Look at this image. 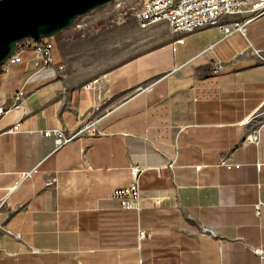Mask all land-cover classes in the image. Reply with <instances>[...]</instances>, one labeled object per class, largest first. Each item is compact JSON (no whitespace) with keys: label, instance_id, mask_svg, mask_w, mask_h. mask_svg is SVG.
<instances>
[{"label":"crops","instance_id":"obj_1","mask_svg":"<svg viewBox=\"0 0 264 264\" xmlns=\"http://www.w3.org/2000/svg\"><path fill=\"white\" fill-rule=\"evenodd\" d=\"M153 30L151 47L98 73L70 69L73 27L52 42L54 66L25 49L0 70V106L25 92L0 114V264H264V63L239 55L264 49V14L228 37ZM99 104L98 136L58 150L44 136ZM254 127L259 145L245 141ZM132 165L145 169L139 213L112 197Z\"/></svg>","mask_w":264,"mask_h":264},{"label":"built area","instance_id":"obj_2","mask_svg":"<svg viewBox=\"0 0 264 264\" xmlns=\"http://www.w3.org/2000/svg\"><path fill=\"white\" fill-rule=\"evenodd\" d=\"M264 14V0H148L141 2L139 8L134 10V17L141 28L169 23L173 34L178 35L177 43H183V35L192 33L207 27H217L224 37L241 32L246 34L248 26L256 18ZM25 49H33L36 52L35 67L41 68L48 65L54 66L52 56L53 43L50 38L35 42L32 39H26L18 43L15 55L10 57L2 67H8L11 64L21 60ZM250 54L257 62L264 63V49H258L251 46V49H244L239 55ZM226 68V63L220 60L212 62V72L221 73ZM62 70L63 67H60ZM25 92L20 91L13 95V102L8 108L0 106V114H5L21 106V99ZM102 104L95 106L89 118L75 129H48L44 131V136L52 138L55 143V149H60L66 144L73 142L84 136H98L99 121L109 111L100 115ZM19 128V123L14 125L9 131H15ZM247 143L260 144L259 128L254 127L245 136ZM227 167H232L226 160L221 162ZM172 167V165H170ZM238 166V165H236ZM144 168L139 165L130 167L131 182L126 187L116 189L112 197L119 201L123 209H133L138 213L141 211L142 193L139 187L140 176ZM259 212V208H258ZM151 231L139 228L138 239L150 238ZM257 254L264 256L262 249H256Z\"/></svg>","mask_w":264,"mask_h":264},{"label":"rangeland","instance_id":"obj_3","mask_svg":"<svg viewBox=\"0 0 264 264\" xmlns=\"http://www.w3.org/2000/svg\"><path fill=\"white\" fill-rule=\"evenodd\" d=\"M141 2L108 3L81 16L72 26L73 34L62 36L63 51L76 52L75 58H69V67L76 75L98 73L103 65L116 58L125 61L151 47L155 36L153 26L141 28L134 17V10ZM50 40L55 43V36Z\"/></svg>","mask_w":264,"mask_h":264},{"label":"water","instance_id":"obj_4","mask_svg":"<svg viewBox=\"0 0 264 264\" xmlns=\"http://www.w3.org/2000/svg\"><path fill=\"white\" fill-rule=\"evenodd\" d=\"M117 0H0V67L18 43L40 42L71 28L83 15Z\"/></svg>","mask_w":264,"mask_h":264},{"label":"trees","instance_id":"obj_5","mask_svg":"<svg viewBox=\"0 0 264 264\" xmlns=\"http://www.w3.org/2000/svg\"><path fill=\"white\" fill-rule=\"evenodd\" d=\"M3 67H0V70L2 69Z\"/></svg>","mask_w":264,"mask_h":264}]
</instances>
